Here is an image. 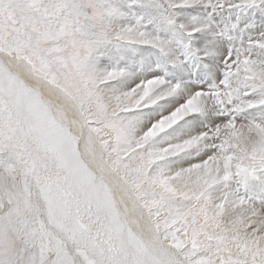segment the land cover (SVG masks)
<instances>
[{
  "label": "bare ground",
  "instance_id": "6f19581e",
  "mask_svg": "<svg viewBox=\"0 0 264 264\" xmlns=\"http://www.w3.org/2000/svg\"><path fill=\"white\" fill-rule=\"evenodd\" d=\"M11 12L14 14L13 10ZM2 20L0 15V25ZM48 20L55 26L58 23L56 16ZM73 25L74 33L65 29L61 31V39L68 33L77 41L81 38L77 31L79 26ZM31 47L33 55L36 53L43 60H49L42 61L44 72H40L43 74L36 71V62L22 48L17 53L0 45V98L8 110L12 106L23 118L22 125L15 124L20 130L14 128V122L2 116V107L0 167L10 172L8 182L18 176L21 189L14 202L10 201L11 196L6 197L0 214L5 216L10 227L8 231L15 239L19 261L23 264H225L226 259L242 261L245 256L241 245L257 226L247 225L256 218L251 217L245 207H239L237 212L234 206L230 208L232 203L240 202L224 191L215 194L211 204L205 200L208 191L205 182L213 174L220 179L225 165L205 160L187 166L191 155L198 158L202 154L195 147L196 143L205 140L199 135L205 126L188 123L193 114L201 111L200 97L193 96L169 114L170 98H180L176 91L164 89L159 81H151L128 92L123 76L101 66L93 52L83 46L84 52H80L84 59L74 60L73 66L79 72L86 71L87 77L93 79L86 82V86L95 88L94 100L101 114L113 113L110 124L113 130L109 132L86 116L71 88L64 84V78L59 79L56 72L50 74L48 65L53 60L50 54L44 56L36 43ZM84 60L92 65V70L82 63ZM64 70L71 75L70 66ZM152 107L156 108L153 116L160 119L147 127L149 120L143 113ZM178 125L182 132H169ZM209 140L203 145L207 146ZM106 142L113 148L112 153L125 161L132 156L131 160L143 158L147 162L144 174L150 175L159 198L163 197L159 196L160 192L178 193L181 189L198 195L200 200L195 198L198 203L194 202L198 207H207V210L200 208L206 211H202L200 218L207 224L203 228L209 233L200 232L198 240L193 241L192 232L198 231L193 220L179 211L176 217L172 216L167 200L165 209L155 206L153 197L146 198L138 189L140 180L132 184L122 168L118 172L116 163L108 155ZM172 144L176 148L180 144L178 150L188 153L175 157ZM26 147L31 153L35 152L32 159L37 157L42 168L27 158ZM159 152H168V155L153 165ZM175 160H180L181 165L180 170L174 171L183 173L165 174L167 171H164L162 176L158 174L157 171L167 169ZM219 207L227 211L217 216ZM157 219L167 229L165 233ZM175 229L182 240L180 246L168 238ZM217 237L223 238L237 256L223 250ZM23 242L28 252H21Z\"/></svg>",
  "mask_w": 264,
  "mask_h": 264
},
{
  "label": "snow or ice",
  "instance_id": "6c2138e0",
  "mask_svg": "<svg viewBox=\"0 0 264 264\" xmlns=\"http://www.w3.org/2000/svg\"><path fill=\"white\" fill-rule=\"evenodd\" d=\"M29 19L75 23L101 66L123 76L132 92L151 81L176 91L170 114L193 96L201 111L188 123L214 147L187 166L213 160L225 165L224 182L250 213L253 232L239 264H264V0H19ZM163 106V105H161ZM144 111L147 127L158 122ZM182 132L180 126L169 130ZM0 264H16L5 255Z\"/></svg>",
  "mask_w": 264,
  "mask_h": 264
},
{
  "label": "rangeland",
  "instance_id": "374dc122",
  "mask_svg": "<svg viewBox=\"0 0 264 264\" xmlns=\"http://www.w3.org/2000/svg\"><path fill=\"white\" fill-rule=\"evenodd\" d=\"M18 4H19V0H0V15L2 16V19H3L2 21L5 23V24H3L4 25L3 29H2V27H0V38L2 40V41H0V45L1 46H4V45L8 46L12 52H17V50L19 52L20 48H22V50L24 52H26V54L36 62V64H35V69H37L36 71L38 73H41L40 71L44 72L41 69L43 67L42 61H45V60L47 61L48 59L45 58V60H43L36 53L33 55V52L31 51L32 50L31 44L32 43L38 44V46L42 50L43 55L47 56L48 54H50V56L53 59L50 62V66L48 65V71L50 72V74H53V72H56L58 74L57 76L59 77V79L64 78V84L65 85L67 84L71 88L74 95L79 100L80 106L83 109L86 116L91 117L93 119L92 121L94 124H101L102 128L106 127L107 130L109 132H111L113 129L110 126V124L112 122V119L114 118L113 113L110 112V113H108V115L107 114H105V115L101 114L102 112L98 109V106L94 100V96L97 93L95 91V88L93 87V89L92 88L88 89L86 86V84H87L86 82H91L92 78L87 77L86 71L83 70L82 72H79L73 66L74 60L77 61L78 58H82V53L84 52V50H83L84 47L82 45L75 43L74 41H77V39L72 38V37L70 38L69 33L67 34L68 36L66 38L61 39V37H62V33H61L62 22L61 21H59L58 23H55L56 26L53 24V22L48 20L49 17L47 18V21L44 23L34 21V20L28 18L27 14L20 9ZM9 9H10V11H9ZM12 10H13L14 14L11 12ZM2 23H1V25H2ZM70 27H71V32L74 33V28H75L74 25L72 24ZM3 30H5V32H3ZM20 30H22V31H20ZM32 33H34V36ZM44 38H46V40ZM79 46H81V47H79ZM49 47H51L50 50H48ZM80 51L81 52L83 51V52L81 53ZM83 59L84 58H82L81 60H83ZM87 60H88V57H87ZM79 61H80V59H79ZM47 62H49V60ZM86 62H87L86 60L82 61V63L84 65L87 64L89 69L92 70L93 69L92 65H90ZM45 66L47 67L46 63H45ZM67 66H70V72H71L70 76L67 75V72L65 73V70H64V68H67ZM41 74H43V73H41ZM0 100H1L0 101V113H2V107H4V112H3L2 116L4 117L5 120L7 119L8 122H10V123H11V121H13L14 123H12L13 124L12 126L14 128H18V125L21 123V121H23V118L21 117L20 114L17 113L16 110H13L14 108L12 106H9V110H8L6 108V106H4V104L2 103L1 98H0ZM17 122H18V125H15V124H17ZM21 125H22V123H21ZM136 128L140 131L139 127H136ZM18 129L20 130V128H18ZM26 134H27V132H25V135ZM205 141L206 140L200 141L201 145H200V142L196 143L195 147L199 148L201 150L200 151L201 153L207 149L214 147L213 141L211 139L207 142L208 143L207 146L203 145L205 143ZM106 143H107L108 155L110 154L109 156L111 157V160L112 161L114 160L113 162L116 163L118 172H121L120 168H122L125 171L126 176H129L130 182L132 184L136 183L137 180H140L141 183H139L138 189L143 194H145L146 198L147 197L148 198L153 197L152 199L155 200V206H157V207L161 206L162 208H165L164 204H165V200H167V203L169 204L168 209L170 210V213H172L171 214L172 216L176 217L178 215V213L180 212V214L187 217V219L193 220V222L198 227V231L192 232L193 233V236H192L193 241L198 240V236H199L200 232L206 231L205 233H209L208 229H206L205 227L203 228V226H205L207 224H205V222L202 223L201 218H200V216L203 215L201 213L204 212L203 210L200 211V208L202 207L205 210H207V207H206V205L199 206V207L196 205L198 203L197 200H200V199H198L199 197L197 198L198 195H195L191 192L184 191L183 189H181L182 192L179 191L177 193V192L173 191L175 194H173V192L171 193V191H169L168 193L171 196L166 192H163V193L160 192L162 195L159 193L160 194L159 196H163V197L159 198L157 196L158 195L157 191H155L156 190L155 184L152 182L153 180L151 179L150 175L148 173L144 174V172L148 168L147 162L144 161L143 158H139L137 160H131V159H133L132 156H128L129 159L127 157V160L125 161L123 158H121L120 155H117L115 153L113 154L112 153L113 148L111 147V145H108L109 144L108 142H106ZM179 146H180V144H178L177 148L174 144H172V146H171L172 154L175 157H183V156H185L184 155L185 153H188V152L184 151V154H183L182 151L178 150ZM26 148H27V150L25 149V151L28 154L27 158L30 160L34 157L33 154H35V152L31 153V149L28 147H26ZM196 148H194V150ZM164 155L167 157L168 152L165 154H162L159 152L158 158L154 161L153 165H155V163L157 164V162L159 160H161ZM188 156H190V155H187V157ZM195 158H196L195 155L190 156V159H195ZM32 160H33L34 164L37 163V157H35V159H32ZM37 165H39V163H37ZM179 165H181V161L175 160V163L173 165H171L167 169L159 170L160 172L159 171H157V172L161 176L163 175L164 171H167V172H165V174H170V173H173L174 170H180ZM39 167H40V165H39ZM40 168H42V167H40ZM0 172H1L0 173V175H1L0 176V206L2 207V205H5L4 202L6 201V197L11 196V198H9V199H11L10 201H12V202H14L16 200V197L19 193V190L21 189L20 188L21 187V185H20L21 180L18 179V176H15L14 179L17 178L16 181L14 179H11V180H9L10 182H8L7 176H8V174H10V172L5 171V169H2V167H0ZM174 172L175 173H177V172L183 173V171H174ZM221 172L223 173V171H221ZM213 175H215V174H213ZM213 175L211 176L210 180H207L205 182L208 186V191H209V193L207 191L208 194L206 193V199L205 200L207 202L210 201V204L213 202L211 199L214 200L215 194L218 195L219 193H223L222 191H224L225 194H227V193L229 194V195L227 194L228 196H232L231 192L235 191V189H236L235 187H237V185H235V184H234L235 187L233 186V184L231 186L227 185L224 182L223 175L220 179L217 178L219 175H215V176H213ZM14 182H17V183H14ZM213 183L216 184V186H214ZM222 183H224V184H222ZM218 184L220 186H223V185L224 186L221 187V189H220V186ZM200 187L201 186L199 185V188ZM16 190H18V191H16ZM225 191H227V192H225ZM189 194H191V195H189ZM192 196L194 199L192 198ZM207 196L209 199H207ZM195 198H197V200H195ZM194 201H196L197 203ZM161 202L162 203L164 202V203L162 204ZM233 206L235 208H233ZM241 206L244 207L241 203L240 204L239 203H232V205H230V208H233L234 211H236V209H237V211H238L239 207H241ZM173 207H174V209H173ZM218 209H219V212L217 213ZM218 209L215 210L216 212L214 211L215 214L217 213V216L219 215V213L224 214L227 211V208H225V210H224V208L221 210V207H219ZM220 210H221V212H220ZM177 211H179V212H177ZM181 211H183V213ZM0 216H1L0 217V259H2L5 255H10L14 259H16V261H15L16 264H23V263H21V261H19V259H21L19 252L17 250H15V239H14V237H12V235H11L12 233L11 232L9 233V231H8L10 229L8 222L5 219V216H2V214H0ZM156 222H158L157 224L160 226L161 231L163 233H165L167 231V229L164 228L165 227L164 224L158 219L156 220ZM176 230L177 229H175L170 234H168L169 235L168 238L170 237L169 238V240L171 239L170 242H173V243L180 246L182 244V240H181V237H178L179 234L177 233ZM172 239L175 242L172 241ZM217 240L219 242H221L220 246L222 247L223 250L228 252L230 255L233 253V255L236 254V256H237V253H235L234 251H230L228 244L225 242V240L223 238L217 237ZM178 243H180V244H178ZM22 247L23 248H22L21 252H28L24 242L22 243ZM19 248H21V246ZM195 255H197V254H195ZM27 256H28V254L25 257H23L22 259L26 258ZM239 262H241V261H239ZM239 262L234 260V259H231V260L226 259L224 263L225 264H239Z\"/></svg>",
  "mask_w": 264,
  "mask_h": 264
}]
</instances>
